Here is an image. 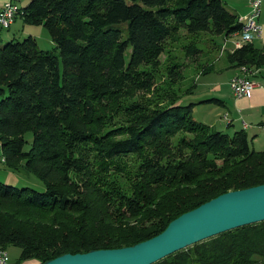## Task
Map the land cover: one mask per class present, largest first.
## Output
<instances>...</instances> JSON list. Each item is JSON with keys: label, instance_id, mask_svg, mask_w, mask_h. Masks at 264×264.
<instances>
[{"label": "trees", "instance_id": "16d2710c", "mask_svg": "<svg viewBox=\"0 0 264 264\" xmlns=\"http://www.w3.org/2000/svg\"><path fill=\"white\" fill-rule=\"evenodd\" d=\"M17 16L55 43L44 50L26 35L0 45V162L44 185L0 180V247L17 246L19 262L132 245L223 192L264 183L253 136L194 118L195 104L218 99L178 100L180 63L159 92L135 99L154 90L159 56L179 30L227 37L240 29L223 0H28ZM226 60L264 76V46L244 44ZM130 156L137 162L122 160ZM256 262L264 264V221L153 264Z\"/></svg>", "mask_w": 264, "mask_h": 264}, {"label": "rangeland", "instance_id": "374dc122", "mask_svg": "<svg viewBox=\"0 0 264 264\" xmlns=\"http://www.w3.org/2000/svg\"><path fill=\"white\" fill-rule=\"evenodd\" d=\"M14 1L18 4L24 3L23 0ZM262 19L264 20L263 16L261 20ZM263 20L261 22H263ZM122 25H126V23H122ZM31 27H35V35L33 34V37L36 39L37 44L41 49L47 50L55 47V43L52 41L49 33L42 25H31ZM22 30L23 29H21V22L19 18H16V21L10 25L9 28H0V45L8 42L12 36H15L14 38L22 39L24 36L30 34L26 29H24L23 32ZM25 30L28 33H26ZM31 32H33V28L31 29ZM177 34L178 35L176 38H171L166 41L164 52L159 56L158 65L155 69L156 80L152 86V89L154 90H152L149 94L137 93L135 95V99L137 98L136 100L144 101L147 97H151L153 93L157 91L159 92L158 89L162 88L166 84V70L174 64H181L177 80L174 84L172 83L173 88L178 90V100H181L183 97H185V94L191 92V90L194 88L193 83L196 79L195 76L198 72L202 71L204 66L207 65L208 67H214L210 73L203 74L202 77L196 82H199L203 79L213 78L214 80L224 84L228 80L229 76L234 72V69L229 67V63L226 60V53L231 52V50L224 49L231 46L233 47L234 42L237 40V36H235L234 33L227 37L223 36L222 38L219 36H211L203 32L197 35H188L183 29H181L177 32ZM256 41L258 40L254 41L255 46L260 47L258 46L259 44L256 45ZM213 42L217 43L219 46ZM194 47H197L199 50L193 51L192 49ZM55 54L59 56V51L55 50ZM251 71L255 70L251 69ZM202 88L203 86L201 85V89ZM160 105L164 104L160 103ZM123 107L124 106H121V108ZM201 109L202 108H199V110ZM216 109L217 110L214 111L213 114H215L216 121L219 122V119L223 114V110H220L217 106ZM195 110L196 111L193 113L194 118L198 121L203 120L202 118H204V116L200 115L197 108H195ZM237 127V124L230 126L227 129L228 134H231V130ZM222 128L223 127L218 128V124L215 125V129ZM252 134H255V139L250 142V146L256 151H264V130L262 127L256 125L255 128L249 132L250 136ZM24 138L30 142L32 133L29 131L26 132ZM25 148H28V144L25 145ZM122 160L128 161L130 163L129 165H131L132 162L133 164L137 162V160L134 159V156L124 159L122 158ZM0 180L4 183L16 185L18 187L29 186L39 191L44 190L42 181L38 179L32 172L26 170L22 166H19L17 169H10L6 167L2 161L0 162ZM5 249L9 257L7 264H13L16 261L15 258L19 253V248L15 245L9 244Z\"/></svg>", "mask_w": 264, "mask_h": 264}, {"label": "water", "instance_id": "95a60500", "mask_svg": "<svg viewBox=\"0 0 264 264\" xmlns=\"http://www.w3.org/2000/svg\"><path fill=\"white\" fill-rule=\"evenodd\" d=\"M264 221V183L223 192L132 245L63 253L40 264H153L222 232Z\"/></svg>", "mask_w": 264, "mask_h": 264}, {"label": "crops", "instance_id": "0c3cea01", "mask_svg": "<svg viewBox=\"0 0 264 264\" xmlns=\"http://www.w3.org/2000/svg\"><path fill=\"white\" fill-rule=\"evenodd\" d=\"M5 1H8V0H0V8L2 7ZM11 1L15 2L14 0H11ZM23 1H24L23 4L19 3L20 6L26 5L28 2V0H23ZM223 2H224V5L227 7V9H229L232 13L236 14L237 16L245 13L248 10L246 0H223ZM262 16L264 18V5L262 7L261 14L259 17V22L263 25V29H264V20L262 19L263 22H261ZM16 18H19L21 22V29H23L22 32L24 31V29H26L30 33L29 35L33 36V34L35 33L34 32L35 27H31V25L25 24L22 18L19 16H17ZM16 18L13 21V23L16 21ZM32 28H33V32H31ZM27 31L26 33H28ZM14 37L15 36H12V38ZM219 37L223 38V36H219ZM12 38L10 37V39ZM239 40H240V37L237 36V40L234 42V44L238 42ZM256 42H257L256 45L259 44L258 46H262V45L264 46V31H263L262 38ZM254 46H255V42H254ZM213 67L212 66L208 67L206 65L204 66V68H202L201 72H198L196 74L195 78L197 80L196 79L194 80V83H193L194 88L191 90L190 93L185 94V97L182 98V102L196 103L204 99L216 98L219 100V102L200 103V104H195L193 106V113L196 111L195 108H197L200 115L204 116V118H202L203 120H199V121L205 124H208L209 126H212L213 128H215V125L218 124V128H221V127L223 128L217 129V130H220L225 133H228L227 129L230 126L237 124L238 127L231 130L232 132L238 129H244L247 132L248 136H250L249 135L250 130L254 129L256 125L259 127H262L264 125V76L262 75L261 77H255V71H252L251 75H253L255 78L258 79V81L261 83V86L254 88L247 95L241 98H236L232 94V91L229 85V79L236 74H244L242 70L240 69L238 70V68H233L234 72L229 76L228 80L224 84L218 82L217 80H214L213 78L203 79V80H200L199 82H196L202 77L203 74L210 73ZM263 74H264V71H263ZM201 85L203 86L202 89H201ZM216 106L220 110H223V114L220 117L219 122L216 121L215 114H213V112L217 110ZM199 108H202V109L199 110ZM225 115H227L229 122L224 119ZM242 121H245L248 127L243 128ZM252 136L254 140L255 134H252L250 137ZM19 253H20V250H19ZM19 253L16 256L15 258L16 261L13 264H39V261L37 259H26V260L19 262L18 261ZM8 260H9V257H8ZM255 264H262V263L256 262Z\"/></svg>", "mask_w": 264, "mask_h": 264}, {"label": "built area", "instance_id": "2783aa9c", "mask_svg": "<svg viewBox=\"0 0 264 264\" xmlns=\"http://www.w3.org/2000/svg\"><path fill=\"white\" fill-rule=\"evenodd\" d=\"M248 10L238 16V20L241 24L240 29L234 32L235 36L247 35V31H254L256 34V39L260 40L263 36V25L259 22V17L261 14L262 7L264 5V0H246ZM20 9L18 3H13L11 0L5 1L0 8V28H9L13 23L14 18L17 17V13ZM233 34V33H232ZM226 44V43H225ZM243 45L233 44V47H227L224 49L235 50L242 47ZM229 85L232 94L236 98H241L247 95L251 90L256 87L261 86V83L251 75V71H247L244 74H236L229 79ZM224 119L229 122L227 115ZM243 128L248 127L245 121H242ZM264 130V125L262 126ZM8 253L6 249L0 247V264H7Z\"/></svg>", "mask_w": 264, "mask_h": 264}, {"label": "bare ground", "instance_id": "6f19581e", "mask_svg": "<svg viewBox=\"0 0 264 264\" xmlns=\"http://www.w3.org/2000/svg\"><path fill=\"white\" fill-rule=\"evenodd\" d=\"M256 39V34H254V31H247V35L240 36V40L236 42L235 44L239 43V45L249 44L253 43ZM242 72L245 73L249 70H246L245 68H241Z\"/></svg>", "mask_w": 264, "mask_h": 264}]
</instances>
